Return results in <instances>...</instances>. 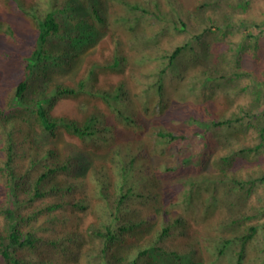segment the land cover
I'll list each match as a JSON object with an SVG mask.
<instances>
[{
    "label": "trees",
    "instance_id": "16d2710c",
    "mask_svg": "<svg viewBox=\"0 0 264 264\" xmlns=\"http://www.w3.org/2000/svg\"><path fill=\"white\" fill-rule=\"evenodd\" d=\"M113 1L122 8L116 26L130 33L129 58L114 34L112 56L75 82H53L109 27L103 0H1L0 34L13 47L0 44V59L14 66L9 77L0 70V264H199L201 218L215 220L202 235L216 259L228 252L244 264L256 239L264 255V4L248 15L258 0ZM130 64L149 70L162 109L168 77L207 92L208 104L190 116L197 132H157L162 145L202 142L195 163L211 160L213 170L182 179L177 198L164 179L183 166L155 167L143 155L147 142L116 140L112 117L139 125L138 93L100 75ZM210 127L219 149L205 136ZM102 148L108 158L96 156Z\"/></svg>",
    "mask_w": 264,
    "mask_h": 264
},
{
    "label": "rangeland",
    "instance_id": "374dc122",
    "mask_svg": "<svg viewBox=\"0 0 264 264\" xmlns=\"http://www.w3.org/2000/svg\"><path fill=\"white\" fill-rule=\"evenodd\" d=\"M264 4V0H258L255 2L254 9L248 13V15H254V11L257 5ZM0 0V14L3 13V6ZM103 8L106 11L110 22V25L107 29L99 32L98 37L94 40V42L90 45H87L83 50L80 51L79 59L74 60L69 67L59 69L55 73H53L50 77L51 81H77L81 76L86 74L88 67L90 66L92 61L101 60L103 61L106 58H109L113 55L115 49V42L113 35L117 34L118 36L123 38V48L124 52L128 55L129 58V49L127 43L130 41V33L124 32L121 27L116 26L114 20L116 16L122 12V8L119 4L115 3L113 0H103ZM7 16V14H4ZM7 18V17H6ZM8 19V18H7ZM13 22L17 25L21 30L30 31L31 25L28 20L22 18L12 19ZM259 32V30H256ZM237 37V36H235ZM173 41L168 43H164V46H169ZM0 44L4 47L12 48L13 45L9 40L4 39V37L0 34ZM56 47H59V44H55ZM156 51L153 52L152 55H155ZM251 61L249 62L250 65ZM153 67L155 66V62H152ZM12 64H6L2 59H0V70H2V74L4 76H8L13 69ZM151 67V63L148 68ZM199 70V67H194L189 70L188 74L190 76H194ZM148 71H143L140 69H136L133 64H130L126 67L124 72L120 75L112 74V73H102L100 75V81L102 83L106 82L109 86L112 82H118L119 79L123 78L128 83L130 89L133 93H138V96L134 99L135 113L137 115L139 125H125L115 118L112 117V122L115 124L116 131L115 136L116 140L120 145H126L131 143L135 138L137 142L145 141L147 145L143 150V155L150 160L155 167H159L161 164H167V166H183L174 177H167L164 179L165 190L169 196H173L177 198L180 191L184 188L182 184V179L185 176L193 175L201 171L213 170L211 160L207 162H202L200 164H204V167L201 168L199 164L195 162V153L199 148L203 146L202 142L196 141L189 146V142L185 144H159L157 138L159 137L157 132L163 127L173 130L175 133H188V130H192L197 132V126L193 122H190V116L193 113L195 108H198L202 104H208L206 102V91H202L199 87L197 91L188 92L185 87V82L179 79H174L168 77L166 80V94L165 99L168 101L169 106L162 109V104L159 103V96L155 92L153 88H149L148 80L145 79ZM173 73H168L170 76ZM148 89L147 91H145ZM132 93V94H133ZM222 93V92H220ZM249 99V96H241L239 100L242 102H246ZM219 102V101H218ZM76 100H69L68 105L75 108ZM212 110L215 112H219L221 110L220 104L215 103L211 106ZM206 120L207 117H205ZM220 132L214 131L212 127L209 128L206 132V137L210 139V142H213V145L219 149L221 147V143L218 141ZM197 137H200L197 134ZM209 142V144H211ZM163 146H166L165 151L162 150ZM109 148H102L100 152L97 151L96 156L100 158H108L110 152ZM158 172V171H157ZM164 192V191H163ZM165 199V204L172 203L170 199ZM172 206V205H171ZM170 206V207H171ZM171 210L173 212L181 211L180 207L177 205L172 206ZM219 215V214H218ZM191 221V220H190ZM213 221L212 225L211 222ZM212 221L209 219H199L194 222L198 233L196 234L200 241V259L197 261L199 264H235L236 260L234 256L225 254L221 257V259H216L215 255L208 249L207 241L204 240L202 235L204 233H209L211 227L214 224V218ZM197 236H194L197 238ZM201 250V251H200ZM263 253L261 250V242L258 239L254 240L252 243L248 245L247 253L245 256L244 264H263ZM166 264H177L176 262L170 261Z\"/></svg>",
    "mask_w": 264,
    "mask_h": 264
}]
</instances>
